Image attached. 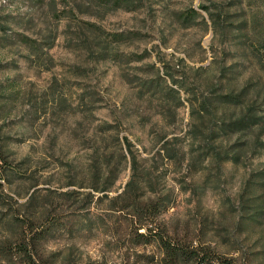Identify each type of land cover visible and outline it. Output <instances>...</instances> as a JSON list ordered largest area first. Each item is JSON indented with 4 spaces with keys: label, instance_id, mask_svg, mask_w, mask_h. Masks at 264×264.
<instances>
[{
    "label": "rangeland",
    "instance_id": "1",
    "mask_svg": "<svg viewBox=\"0 0 264 264\" xmlns=\"http://www.w3.org/2000/svg\"><path fill=\"white\" fill-rule=\"evenodd\" d=\"M258 57L264 0H0V212L36 190L31 210L58 228L47 264H155L156 246L131 247L110 200L132 150L139 192L169 193L170 234H190L212 264H264V149L233 135L223 146L241 160L207 157L224 148L210 131L238 108L199 112L255 80L264 94ZM116 175L109 198L95 191Z\"/></svg>",
    "mask_w": 264,
    "mask_h": 264
},
{
    "label": "trees",
    "instance_id": "2",
    "mask_svg": "<svg viewBox=\"0 0 264 264\" xmlns=\"http://www.w3.org/2000/svg\"><path fill=\"white\" fill-rule=\"evenodd\" d=\"M213 20L215 22L214 17ZM257 61L264 73L262 59L258 57ZM236 71L237 69L233 64L226 66L225 73H223V77L227 79L226 85L231 86ZM173 81L178 82L174 78ZM249 85L253 86L252 97H249L251 90ZM221 89L223 90V88ZM262 92L263 90L259 89V83L255 80V82H250L240 89L229 88L222 93L216 91L213 99L202 101L199 112L202 117L204 111L210 114V121H213L217 115L220 118L224 113L222 110L225 106L238 108L236 112H232L228 119H219L216 122V127L210 131L212 140H219L223 146L224 140L233 137V135L243 134L248 139H252L255 142L254 145L258 143L259 148L264 149V94ZM167 144L168 142L164 143L161 148L166 151L164 156L169 157ZM223 147L222 152H217L216 148H213L207 157L211 156L215 159L220 157L223 161L234 162L241 160L239 152L241 146H234L231 150ZM129 153L132 161V176L119 194L110 197L111 201H121L115 207L125 217L127 242L130 243L131 247L154 244L159 256L157 261H154L156 260L155 255H149V260L156 262L155 264H212L210 252L203 247L201 242L195 245L194 238L190 237L188 233L182 236L183 238L177 233L170 234L166 225L159 220V216L170 201L169 193L160 194L148 190L139 192L143 188L140 179L141 172H137V160L133 151L129 150ZM161 153V149H159V154ZM125 157L127 158V156ZM0 160H6L5 152L1 148ZM0 167L3 165L0 164ZM149 169L148 177L152 173L149 172ZM117 177L116 175L110 186L96 187L94 188L95 191L105 192L103 196L109 198L106 191L111 190ZM0 178H4L3 174H0ZM35 196L36 190H33L23 202L19 203L20 211L18 212H11L8 208V211L0 212V264H47L44 261V256L47 251L46 244L49 240V232L58 228L53 227L52 224H45L44 214L50 210L46 208L31 210ZM103 196H99L98 199L101 200ZM9 198L12 199L11 196ZM259 205L253 206L254 214L261 211ZM2 227L4 228L2 229Z\"/></svg>",
    "mask_w": 264,
    "mask_h": 264
}]
</instances>
